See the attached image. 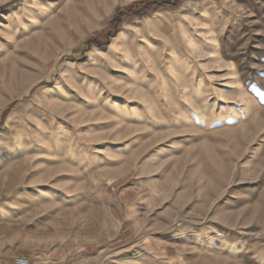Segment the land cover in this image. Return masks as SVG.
<instances>
[{
	"label": "rangeland",
	"instance_id": "obj_1",
	"mask_svg": "<svg viewBox=\"0 0 264 264\" xmlns=\"http://www.w3.org/2000/svg\"><path fill=\"white\" fill-rule=\"evenodd\" d=\"M172 1L0 0V264H264V0Z\"/></svg>",
	"mask_w": 264,
	"mask_h": 264
},
{
	"label": "crops",
	"instance_id": "obj_2",
	"mask_svg": "<svg viewBox=\"0 0 264 264\" xmlns=\"http://www.w3.org/2000/svg\"><path fill=\"white\" fill-rule=\"evenodd\" d=\"M38 1V0H37ZM61 0H40V2H46L44 8L41 6L33 8L31 11L32 16H34L35 19H37L38 22H41V20H51L54 16L53 14L58 11L59 3ZM190 0L184 1L182 6L180 7V15L177 16L179 19V23L186 27L190 26V23L187 18V12H190L191 6H188V3ZM169 3L161 4L160 7L152 13L150 16H148L145 20H142L140 22V27H142V41H155L158 44H164L163 42H176V0H173L170 5ZM172 4H175L172 5ZM30 9V8H29ZM22 13H17L15 16H12L10 19V16H3L2 21L3 23H6L7 25H12L11 29L14 28V30L23 31L25 30V23L30 24L34 26V23L28 22L29 20H25ZM182 17V18H181ZM15 18L17 20L16 25ZM24 18V19H23ZM100 20H98L99 23ZM156 39H155V38ZM146 39V40H143ZM67 157H69L74 163L75 167L79 171H86V170H93L94 164H95V156L94 154L92 156H87L81 152V150L77 149L76 152H73L72 154H68ZM41 198L46 199V197L51 196L50 192L47 191H41L40 195ZM34 198V205H36L37 200Z\"/></svg>",
	"mask_w": 264,
	"mask_h": 264
},
{
	"label": "trees",
	"instance_id": "obj_3",
	"mask_svg": "<svg viewBox=\"0 0 264 264\" xmlns=\"http://www.w3.org/2000/svg\"><path fill=\"white\" fill-rule=\"evenodd\" d=\"M119 22H120V15H116L112 23L109 25L108 30L106 31V34L109 36L113 35L115 33L116 27L118 26Z\"/></svg>",
	"mask_w": 264,
	"mask_h": 264
},
{
	"label": "built area",
	"instance_id": "obj_4",
	"mask_svg": "<svg viewBox=\"0 0 264 264\" xmlns=\"http://www.w3.org/2000/svg\"><path fill=\"white\" fill-rule=\"evenodd\" d=\"M130 2L141 1V0H129ZM12 264H28V261L24 258H14Z\"/></svg>",
	"mask_w": 264,
	"mask_h": 264
}]
</instances>
